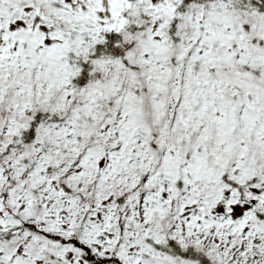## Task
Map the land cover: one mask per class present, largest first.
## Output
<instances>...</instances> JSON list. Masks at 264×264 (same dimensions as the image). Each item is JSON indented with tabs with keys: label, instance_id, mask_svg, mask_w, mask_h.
<instances>
[{
	"label": "snow or ice",
	"instance_id": "obj_1",
	"mask_svg": "<svg viewBox=\"0 0 264 264\" xmlns=\"http://www.w3.org/2000/svg\"><path fill=\"white\" fill-rule=\"evenodd\" d=\"M0 264H264V0H0Z\"/></svg>",
	"mask_w": 264,
	"mask_h": 264
}]
</instances>
